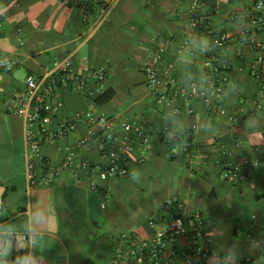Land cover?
<instances>
[{
  "label": "crops",
  "instance_id": "obj_1",
  "mask_svg": "<svg viewBox=\"0 0 264 264\" xmlns=\"http://www.w3.org/2000/svg\"><path fill=\"white\" fill-rule=\"evenodd\" d=\"M76 1H81L83 6H77ZM254 1L200 0L208 7L209 19L203 27L195 28L191 23L193 0H103V3L0 0V6L7 10L0 24V49L19 61L12 73L0 71V199L7 205L0 214V223L13 217L22 218L27 197L21 199L19 194L31 192L33 208H47L57 229L37 249L47 264H110L120 236L134 234L145 240L164 227L158 223L151 228L149 222L168 217L165 203L169 199H176L179 204L172 212L183 207L204 214L206 233L214 248L222 240L229 244L239 241L244 247L250 235L264 239V198H258L264 197V159L250 179L235 184L224 181L214 160L221 143L233 150L238 164L256 159L264 148V135L260 132L247 137L242 133L252 107L264 112V97L256 104L259 88L247 70L255 54L247 44L246 33L242 38L229 17L233 10L251 11ZM190 33L207 36L212 41L222 33L228 34L231 43L227 49L231 51L223 64L229 66V81L235 80L243 87L231 104L220 102L227 111L224 116L210 112L204 99L191 100L194 113L188 115L183 96L176 97L178 108L183 109L181 117L190 126L207 120L217 129L216 133L198 130L191 163L166 156L165 145L157 134L163 125V103L148 86L143 72L155 50L168 45L160 68L162 71L169 67L176 79L172 93L182 89L176 52ZM258 39L264 42V31L258 34ZM214 51L219 57L222 50ZM209 55L210 52L198 56L190 70L197 72L203 68L214 80L215 74L206 66ZM67 59L81 72L86 67L105 66L108 79L104 91H110L114 97L98 107L95 100L100 96L94 92L93 78L85 93L58 90L56 94L64 102L59 116L79 114L81 117L74 133L42 145L43 159L57 166L63 163L67 148L74 147L86 135L88 113H103L118 123L144 121L148 126L151 142L144 163H138L140 151H134L132 156V170L143 173L141 182L131 181L130 176L109 180L106 185L112 190V199L106 207L102 206V193L90 190V183L96 177L76 176L66 171L50 186L35 187H30L27 177L30 163L37 176H42L45 169L41 160L29 156L26 122L22 116L11 113L12 96L26 92L28 76L41 77L54 63ZM241 108L246 110L245 114L239 111ZM228 116L236 117L237 121H230ZM56 126L55 122L50 129L55 130ZM118 132L121 133L119 128ZM77 159L100 165L96 141L89 140ZM157 200L159 208L153 206ZM220 221L223 222L220 226L227 227V234L223 238L212 237L216 234L213 227ZM186 246L183 241L179 249L183 251ZM61 251L67 252L68 259L59 255ZM253 259L254 256L245 254L239 264H253Z\"/></svg>",
  "mask_w": 264,
  "mask_h": 264
},
{
  "label": "built area",
  "instance_id": "obj_2",
  "mask_svg": "<svg viewBox=\"0 0 264 264\" xmlns=\"http://www.w3.org/2000/svg\"><path fill=\"white\" fill-rule=\"evenodd\" d=\"M95 1L103 3V0ZM75 4L83 6L81 1H76ZM261 4H264V0H255L251 11H243L247 14L250 25L246 31L247 44L255 54L247 70L259 88L256 104H259V100L264 97V42L258 39V34L264 31V8L259 7ZM191 12V23L195 28L203 27L209 19L208 14H204L202 10L200 0H193ZM240 13V11L233 10L229 17L233 21L234 17ZM3 21V16H0V24ZM213 42L219 45L216 49L223 50L229 47L231 39L227 33H222L214 38ZM167 51L168 45L159 47L143 67L148 86L156 91L157 97L162 103L183 96L182 89L172 93L176 79L171 74L170 68L161 71L160 64ZM10 58L15 61L13 69L6 71L4 68H0L1 72L10 74L18 66V59L13 56ZM218 59L215 51L210 52L206 66L215 74L214 82L217 87H220L230 82L229 66L219 63ZM83 72L76 70L71 60L67 59L54 63L41 77L28 76L25 80L26 92L13 94L10 111L25 119L29 156L41 160L45 169L42 176H37L33 171V164H29L27 177L30 187L50 186L66 171L76 176L81 174L93 176L96 178L90 183V190L102 193V206L106 207L112 199V190L106 183L111 179H123L130 176L134 151H140L141 157L138 159V163L143 164L151 139L148 134V126L144 121L123 120L118 123L116 119L106 114L88 113L85 116L86 135L74 147L67 148V155L63 163L57 166L43 159L41 156L42 145L66 138L74 133L78 127L77 121L81 117L79 114L71 117L59 116V111L64 108V102L56 94L57 91L67 89L73 93H85L88 90L90 79L93 78L96 81L94 92L99 96L105 92L104 85L108 79V69L105 66L86 67ZM220 102L214 99L210 102L206 101V104L210 112L224 116L227 111ZM182 110V108L179 109L180 112ZM185 111L188 115L194 113L191 101H185ZM239 111L242 114L246 112L244 108ZM228 118L232 122L237 121L234 116H228ZM101 121H105L107 126L103 127ZM55 122L57 123L56 129L51 130L50 127ZM118 128L121 133L118 132ZM109 129L114 130L111 138L105 134ZM157 134L165 145L168 159H184L189 163L194 160L198 141L197 125L190 127L186 147L179 155H173L171 146L165 140L163 128L157 130ZM89 140H94L97 143L102 160L100 165L92 164L88 160L77 159L78 153L87 146ZM217 151V156L214 159L215 165L221 169L224 181L230 184L250 179L264 159V148L256 159L246 160L241 164L234 161V152L226 145L218 144ZM178 205L176 199L166 201L165 213L168 217L163 220L161 216L149 222L151 228H155L158 223H163L164 227L156 230L150 238L143 240L134 234L120 236L117 251L110 264H188L189 258L192 259L193 264L197 259L199 264H205L206 257L210 256L214 249L213 241L206 233L205 216L200 212L188 211L183 207L177 212H172V208ZM249 238L255 239L253 235H250ZM183 241L187 243V246L181 251L179 245ZM197 249L200 250L198 257Z\"/></svg>",
  "mask_w": 264,
  "mask_h": 264
},
{
  "label": "clouds",
  "instance_id": "obj_3",
  "mask_svg": "<svg viewBox=\"0 0 264 264\" xmlns=\"http://www.w3.org/2000/svg\"><path fill=\"white\" fill-rule=\"evenodd\" d=\"M264 8V4L259 5ZM204 14L207 13L208 7L202 4ZM6 8L0 6V16L6 13ZM232 27L238 32L241 37L245 36L246 31L250 28L247 20V14L241 12L234 17ZM219 45L210 40L207 36L190 33L186 41L177 49L176 65L180 72V84L183 91V99L187 101L195 99H204L210 102L213 99L225 101L231 104L242 92L241 84L233 80L226 85L217 87L212 76L203 68L197 72L190 70V66L194 63L198 56L214 51ZM230 49H223L219 54V63L227 62ZM0 68L6 71H11L15 61L10 58V55L0 49ZM163 116V133L165 140L171 146L173 155H179L186 147V141L190 129L182 117L177 106V102L167 100L162 104ZM252 112L243 124L242 133L247 137L248 134L260 132L264 135V112H257L254 107L250 109ZM101 125L106 127V122L101 121ZM197 128L205 133H216L217 129L212 123L207 120H201ZM112 129H109L105 134L111 138ZM255 146V145H253ZM143 173L138 169H133L130 173L131 181L140 183ZM20 198L27 197L25 201L26 210L22 218L13 217L11 220H5L0 223V264H47V259L37 253V249L45 243L46 237H51L54 231L53 217L50 215L47 208L37 206L33 208V195L29 191L20 193ZM169 202V201H168ZM155 208L160 207V201H154ZM7 207L5 202L0 199V214H3ZM222 221L217 222V226L213 227L216 231L212 237L223 238L227 234V227L220 226ZM197 249V257L199 256ZM259 255H256V253ZM15 253V255H14ZM66 251H61L59 255L68 259ZM247 256H254L253 264H264V239L249 238L246 246L242 247L239 241H233L229 244L222 240L213 249L210 256L206 257V264H239V261ZM188 264H193L189 258ZM195 264H199L198 259Z\"/></svg>",
  "mask_w": 264,
  "mask_h": 264
},
{
  "label": "trees",
  "instance_id": "obj_4",
  "mask_svg": "<svg viewBox=\"0 0 264 264\" xmlns=\"http://www.w3.org/2000/svg\"><path fill=\"white\" fill-rule=\"evenodd\" d=\"M114 95L110 93V91L104 92L99 98L95 100V103L98 107L105 105L106 103L110 102L113 99ZM259 199L264 197H258Z\"/></svg>",
  "mask_w": 264,
  "mask_h": 264
}]
</instances>
